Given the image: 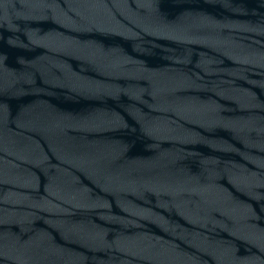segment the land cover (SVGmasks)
I'll use <instances>...</instances> for the list:
<instances>
[{"label": "water", "instance_id": "95a60500", "mask_svg": "<svg viewBox=\"0 0 264 264\" xmlns=\"http://www.w3.org/2000/svg\"><path fill=\"white\" fill-rule=\"evenodd\" d=\"M0 264H264V0H0Z\"/></svg>", "mask_w": 264, "mask_h": 264}]
</instances>
